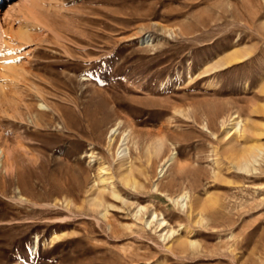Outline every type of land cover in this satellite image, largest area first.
<instances>
[{
    "label": "rangeland",
    "instance_id": "obj_1",
    "mask_svg": "<svg viewBox=\"0 0 264 264\" xmlns=\"http://www.w3.org/2000/svg\"><path fill=\"white\" fill-rule=\"evenodd\" d=\"M0 83V264H264V0H0Z\"/></svg>",
    "mask_w": 264,
    "mask_h": 264
},
{
    "label": "bare ground",
    "instance_id": "obj_2",
    "mask_svg": "<svg viewBox=\"0 0 264 264\" xmlns=\"http://www.w3.org/2000/svg\"><path fill=\"white\" fill-rule=\"evenodd\" d=\"M16 36H18L20 39H23V40L27 39L28 40L30 38V34H29V29L27 28V25L18 29L16 31ZM239 58L240 57H237L236 53H234V54L228 55L226 59L229 63H231L232 61H234V60L236 61ZM3 74H4L3 79L5 80L4 82H6V84H8V85L11 83L13 84L15 82V80L17 79L16 72L9 65L4 68ZM4 89H5V85L0 83V90L3 91ZM0 104H1V98H0ZM238 123H239V121L234 122L231 129L236 130L237 129L236 126L238 125ZM112 132L115 134L116 129L114 128ZM125 140H126V135H124L123 140H122V144L120 145V148L118 150L119 158H122V159L127 154L126 147H124V145L127 143V142H125ZM256 150H259V147L257 145H251V146L245 148L240 155H238V156L234 155V157L232 156V160H234V162H237L238 164H244L249 160L250 157L254 156V153L256 152ZM0 152L2 153L1 147H0ZM132 173H133V169L131 167H128L126 169V172L122 176V180L125 181L126 183H129L131 181ZM93 202L95 204H98V203H96V201H93ZM200 202L201 201H197L196 208L200 206ZM165 223H166V221H162L160 224L162 225Z\"/></svg>",
    "mask_w": 264,
    "mask_h": 264
}]
</instances>
